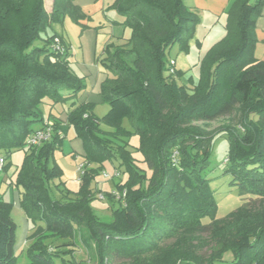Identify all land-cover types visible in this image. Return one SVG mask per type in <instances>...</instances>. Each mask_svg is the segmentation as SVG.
<instances>
[{"label":"trees","instance_id":"16d2710c","mask_svg":"<svg viewBox=\"0 0 264 264\" xmlns=\"http://www.w3.org/2000/svg\"><path fill=\"white\" fill-rule=\"evenodd\" d=\"M112 6L131 36L108 45L100 59L109 72L101 85L102 100L110 107L106 114L99 118L88 103L67 113L68 125L83 142L86 164L80 189L61 187L58 198L52 182L64 185V172L52 158L65 135L61 121L46 118L43 106L48 100L50 105L68 101L85 84L72 69L68 50H53L54 37L63 36L52 26L66 17L81 23L87 15L74 0H53L50 11L46 0H0V157L26 150L16 187L32 223L28 264H56L53 256L65 252L74 256L73 249L62 247L77 246L78 232L94 243L96 264H109V256L129 258L132 264H264V60L255 55L264 0H234L226 35L202 58L192 89L177 81L182 70L168 73L167 52L176 43L190 50L200 16L183 0H115ZM38 40L42 46L34 45ZM236 115L234 124L208 128L213 120ZM125 119L131 128L124 126ZM48 122L52 137L25 147L37 125ZM135 133L147 168L130 148ZM222 135L229 139L223 173L241 194L258 197L261 204L240 205L218 218L208 170L215 140ZM113 158L119 178L123 167L127 173L115 186L127 190L126 204L112 191L103 192L118 202L113 218L106 220L90 200L96 195L94 180ZM12 208L0 198V264L16 261ZM204 234L214 243L207 256L194 242L201 238L204 243ZM48 236L73 240L55 248L45 244ZM168 239L173 242L163 245ZM227 252L232 259H225Z\"/></svg>","mask_w":264,"mask_h":264},{"label":"rangeland","instance_id":"374dc122","mask_svg":"<svg viewBox=\"0 0 264 264\" xmlns=\"http://www.w3.org/2000/svg\"><path fill=\"white\" fill-rule=\"evenodd\" d=\"M226 21L227 16L223 20H221L219 26H217L218 28H216V31H213L212 33H210V31L202 32V30H200V36H198L199 33H196L195 30V40L192 42L193 45L189 51L182 49L179 43L174 44L168 50V60L170 58H174L177 62L176 68L182 70V75L177 76V81L179 83L185 84L189 89H192L194 83H197L199 81L202 58L205 56L208 48L213 45L214 39H216L218 36H221L220 34H224L223 36L226 35ZM206 22L208 23V19L206 20ZM223 30V33H219ZM257 35L258 41L256 43L255 55L258 59L264 60V27H260L259 29H257ZM197 36L199 38L203 36V38L206 37L207 39L202 50H200V45H197V43L195 42ZM43 42V40H38L34 43V45L42 46ZM109 108L110 107L108 104L99 106L95 114L99 118H102L109 110ZM43 109L46 118L49 117L51 113L56 116H60L62 114V112L58 108H55V106L44 105ZM237 115H239V113H237ZM237 115L234 117L224 116L213 120L207 124L208 128L219 129L225 124H234L235 122H237ZM101 126L103 128L110 129V127H108V125H106L102 120ZM124 126L127 128H131L128 119H125ZM71 132L72 134L74 133L73 129L71 130ZM70 137L71 136L69 135L64 137L63 142L54 152L52 162H56L63 169L65 176L63 178V182H65V184H68V188L73 191H78L82 183L74 184L73 182V177L76 179L78 178L76 173H74V167L76 166L77 161L74 158V151L72 145L70 144ZM129 141L130 148L133 150L134 156L138 159V163L141 166L147 168V164L143 161V154L138 149L140 144V136L135 133L130 137ZM228 150L229 139L227 138V136H218L214 144V151L211 157V166L208 170V176L213 178L211 186L215 190L216 199L219 205V210L217 213L218 218L227 216L230 212L235 210L240 205L258 207L261 204V199H259L258 197L241 194L239 188L236 185H232L230 183L231 177L223 173L226 166L225 159L227 158ZM25 155V149H15L14 151H12L11 155L6 158L5 164L7 165V167L0 170V198H4L13 203L11 217L17 224L16 243L14 248L16 253V261L14 264H28L30 261L28 250L31 244L29 235L31 234L32 230L30 232L29 223L30 226H32V223L28 219L23 208L20 206L19 190L16 187L18 169L23 164ZM115 165H119V162L116 158L106 161L104 168L97 175L92 186L94 187V190H96V195L90 200V206L98 216L106 220H111L113 218V211L114 208L118 206V202L115 201L116 199L111 200L108 197L100 198L98 196V193L104 192L108 194L115 189L116 183L119 182L120 179H127V173L124 172V167L121 178L116 176L112 177L115 171ZM104 171L108 172L110 176H106ZM58 183L59 180L56 179L54 182H52V187L56 197L59 198L61 196L60 188H64V186L63 184L58 185ZM64 189H62V191ZM209 220V218H205L204 222H208ZM81 233L82 232H78L76 235V240L78 241L77 246L66 245L62 247V249L64 250L73 249L74 256L70 252L55 255L53 256V258L56 264H96V247L94 243L89 240V238H85ZM200 237H204L206 241L202 243L201 238L194 239V242L200 244L198 253L207 256L211 253L212 248L214 247V243L206 234L201 235ZM72 240L73 239L71 238L48 236L44 239V242L46 245L56 248L58 245L71 243ZM172 242V239H168L165 243H163V245L167 246ZM225 259H232V253L227 252L225 254ZM108 262L109 264H132V261L129 258L127 259L125 257H116L111 259V256H109Z\"/></svg>","mask_w":264,"mask_h":264},{"label":"crops","instance_id":"0c3cea01","mask_svg":"<svg viewBox=\"0 0 264 264\" xmlns=\"http://www.w3.org/2000/svg\"><path fill=\"white\" fill-rule=\"evenodd\" d=\"M74 1L82 7L83 11L87 15V18L82 20L81 23H76L69 17H66L63 23H54L52 31H55L63 36L64 44L70 53V65L76 74L83 77L85 87L76 96L66 102L52 103V105H50V100H48L46 105L55 106V108H58L62 112L60 116H56L51 113L49 120H60L65 137L67 135L71 136L70 144L73 147L74 158L78 164V162L83 160V156L85 154L84 146L82 140L76 137L75 133L72 134V127H70L67 123V113L69 110L81 103L92 104L94 113H96L99 106H104L106 104L102 100L101 85L109 75V72L105 69L100 59L105 57L106 47L111 43H125L131 36V29L122 24L124 19L123 16H121L116 8L112 6L115 0ZM183 1L200 16V23L196 27V33H199L198 36H200V30H202V32L210 31V33L216 31V28H218L217 26H219L221 20L227 16V12L234 2V0ZM52 3L53 0H46L47 10L50 11L52 9ZM263 12L264 7L262 14L257 20V29L264 27ZM207 19L208 23L206 22ZM223 32L224 30L219 33ZM220 35L221 36L214 39L213 45L224 37V34ZM198 36L196 37L195 42L197 45H200V50H202L207 39L206 37L203 38L202 36L199 38ZM194 40L195 37L190 40V48L192 47V42ZM212 46H210V48ZM210 48H208V50ZM70 92L71 91H65V93ZM39 126L40 125H37L36 128H39ZM77 164L74 167V173H76L78 178L76 179L73 177L74 184L81 183V172L77 169ZM64 177L65 176L63 175L62 181ZM63 186L68 187V184H64ZM30 227L29 223V229L31 232Z\"/></svg>","mask_w":264,"mask_h":264},{"label":"built area","instance_id":"2783aa9c","mask_svg":"<svg viewBox=\"0 0 264 264\" xmlns=\"http://www.w3.org/2000/svg\"><path fill=\"white\" fill-rule=\"evenodd\" d=\"M52 48L56 52L64 53L67 51V47L64 44L63 37L57 35L53 39ZM177 62L174 58H170L168 60V73L174 74L176 73ZM53 133V126L51 122H48L44 127L36 128L34 131H32L25 139L24 146L29 148L37 145L43 144L45 141L49 140L52 137ZM174 159H176V155H174ZM228 160V157L225 159V161ZM6 159L1 156L0 157V170L4 168ZM86 161L82 160L78 162L77 169L83 173L84 167H85ZM106 176H110L108 172L104 171ZM121 175V171L119 169H115L112 177L116 176L119 177ZM112 195L116 200H119L123 204H126V195L127 190L126 189H114L112 190ZM98 196L100 198H106L105 194L103 192H99Z\"/></svg>","mask_w":264,"mask_h":264}]
</instances>
